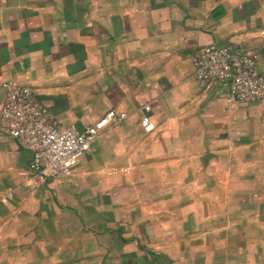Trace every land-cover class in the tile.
Wrapping results in <instances>:
<instances>
[{
  "label": "crops",
  "instance_id": "obj_1",
  "mask_svg": "<svg viewBox=\"0 0 264 264\" xmlns=\"http://www.w3.org/2000/svg\"><path fill=\"white\" fill-rule=\"evenodd\" d=\"M210 43L264 73V0H0V109L17 81L78 129L128 112L59 179L0 129L2 264H264V99L196 80Z\"/></svg>",
  "mask_w": 264,
  "mask_h": 264
},
{
  "label": "built area",
  "instance_id": "obj_2",
  "mask_svg": "<svg viewBox=\"0 0 264 264\" xmlns=\"http://www.w3.org/2000/svg\"><path fill=\"white\" fill-rule=\"evenodd\" d=\"M191 60L193 75L200 84L222 83L228 87L232 100L264 99V73L247 52L210 43L195 51ZM3 85L0 129L30 151L32 177L38 179L68 175L104 129L128 116L125 110L111 108L94 123L78 129L60 122L36 88L17 81H6ZM150 110L151 103H145L141 122L146 130L154 126ZM32 185L36 186L37 181Z\"/></svg>",
  "mask_w": 264,
  "mask_h": 264
},
{
  "label": "rangeland",
  "instance_id": "obj_3",
  "mask_svg": "<svg viewBox=\"0 0 264 264\" xmlns=\"http://www.w3.org/2000/svg\"><path fill=\"white\" fill-rule=\"evenodd\" d=\"M3 259H2V254L0 253V264H2Z\"/></svg>",
  "mask_w": 264,
  "mask_h": 264
}]
</instances>
